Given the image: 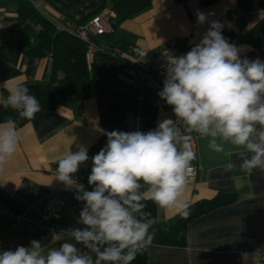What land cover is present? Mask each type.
Returning a JSON list of instances; mask_svg holds the SVG:
<instances>
[{"label": "crops", "instance_id": "1", "mask_svg": "<svg viewBox=\"0 0 264 264\" xmlns=\"http://www.w3.org/2000/svg\"><path fill=\"white\" fill-rule=\"evenodd\" d=\"M29 1L57 24L61 16H86L95 10L114 16L113 0H57L55 7L46 0ZM60 5L61 10L56 8ZM197 11L214 13L209 20L225 23L222 34L230 43L244 46L242 56L264 61V40L259 46L240 41L262 12L250 13L235 0L209 4L201 0H151L147 8L122 21L117 29L129 45L152 53L169 41L185 49L198 44L209 26L197 23ZM16 20L17 1L0 0V95L12 84H45L51 73L50 57L28 56L17 46L9 32ZM163 119H171L166 102L139 80L119 73L107 76L103 85L93 86L87 98L60 99L54 109L17 126L16 152L0 173V250L29 246L31 240L46 247L58 246L51 243L52 231L83 227L77 223L83 208L75 198L77 185L66 187L54 179L63 155L78 150L79 145L87 146L89 160L74 174L80 184L91 173V158L107 143L101 130L147 132ZM185 131L189 132L187 127ZM189 133L196 154L192 166L198 171L187 186L185 199L193 203L211 199L219 191H231L236 201L191 220L185 246L151 244L145 248L148 264H264L258 259L264 246V170L242 171L233 146L225 144L224 153H215L208 148L207 138ZM228 162L235 164L231 171H225ZM49 195L64 202L61 215L39 224L38 210ZM176 215L156 206L159 223Z\"/></svg>", "mask_w": 264, "mask_h": 264}, {"label": "clouds", "instance_id": "2", "mask_svg": "<svg viewBox=\"0 0 264 264\" xmlns=\"http://www.w3.org/2000/svg\"><path fill=\"white\" fill-rule=\"evenodd\" d=\"M196 15L208 29L185 55L167 58L158 93L176 119H163L147 132L101 130L107 143L91 158V190L74 175L89 160L87 146L63 155L54 179L66 187L77 185L75 198L83 202L77 223L83 227L52 231L51 243L58 246L31 240L29 246L0 250V264H131L152 244L159 221L144 211L146 201L182 218L190 214L185 192L196 154L178 122L207 138L215 153H224L225 144L233 146L242 171L264 170V61L242 56L244 46L222 34L226 24L208 19L214 13ZM7 93L0 95V105L20 119L32 120L42 110L26 84H12ZM18 142L16 120L0 122V173ZM234 167L228 162L225 171Z\"/></svg>", "mask_w": 264, "mask_h": 264}, {"label": "trees", "instance_id": "3", "mask_svg": "<svg viewBox=\"0 0 264 264\" xmlns=\"http://www.w3.org/2000/svg\"><path fill=\"white\" fill-rule=\"evenodd\" d=\"M16 1L17 20L9 27V32L17 46L28 56L51 58V73L48 82L27 85L31 93L40 101L42 106L40 112H43L54 109L60 99L73 101L87 98L93 86H101L107 76L120 73L126 60L122 56L114 55L113 48L119 46L126 49L129 44L120 34L117 26L147 8L151 0H113L111 10L114 16L111 20L116 24V28L112 33L94 38L95 43L102 50H97L91 56L87 54L86 44L75 36L73 30L63 20L57 24L52 18L43 14L32 1ZM46 1L54 7L58 4L57 0ZM215 1L217 0H201L203 4ZM235 1L250 13L262 12V17L240 38V41L249 45H261L264 40V0ZM56 8L61 10L62 6ZM98 12L100 10H95L86 16L82 15V19L87 20ZM72 17L71 15L65 16V21L72 20ZM7 94L5 91L1 92L3 96ZM9 118L15 119L17 126L30 121L20 119L14 110L5 109L0 105V122ZM80 184H83L86 190H91L88 177H85ZM235 201L234 192L219 191L211 199L190 203V214L186 218L176 215L165 223L158 222L154 225L155 234L152 245L185 246L187 226L191 220ZM144 211L156 217V205L153 202L146 201ZM131 264H148L145 249L137 254Z\"/></svg>", "mask_w": 264, "mask_h": 264}, {"label": "built area", "instance_id": "4", "mask_svg": "<svg viewBox=\"0 0 264 264\" xmlns=\"http://www.w3.org/2000/svg\"><path fill=\"white\" fill-rule=\"evenodd\" d=\"M111 17L112 13L103 11L91 16L87 20L82 19L81 14L73 15L72 20L65 21V16L61 19L69 26L75 36L86 44L88 56L93 55L97 50H102L94 41V38L103 34L113 32ZM196 44L189 45L185 49H179L173 45L172 42L163 43L155 52H150L146 48H139L128 45L126 49L119 46L113 48V54L122 56L126 61L122 66L120 73L128 76L131 79L139 80L143 86L156 94L163 88V81L165 77V65L169 56H183L191 50ZM171 119L176 117L172 112V107L168 106ZM177 127L191 140L193 135L186 132V126L182 122H178ZM193 171L189 178L191 182L197 175V167L192 166ZM64 202L55 195H49L44 202H42L37 216L39 224L46 223L53 219H58L61 215ZM258 259L264 262V246L258 253Z\"/></svg>", "mask_w": 264, "mask_h": 264}, {"label": "water", "instance_id": "5", "mask_svg": "<svg viewBox=\"0 0 264 264\" xmlns=\"http://www.w3.org/2000/svg\"><path fill=\"white\" fill-rule=\"evenodd\" d=\"M112 28L113 30L116 28V24L114 22L112 23Z\"/></svg>", "mask_w": 264, "mask_h": 264}]
</instances>
